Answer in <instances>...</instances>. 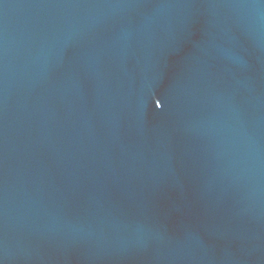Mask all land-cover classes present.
Returning <instances> with one entry per match:
<instances>
[{
  "label": "water",
  "instance_id": "water-1",
  "mask_svg": "<svg viewBox=\"0 0 264 264\" xmlns=\"http://www.w3.org/2000/svg\"><path fill=\"white\" fill-rule=\"evenodd\" d=\"M0 264H264V0H0Z\"/></svg>",
  "mask_w": 264,
  "mask_h": 264
}]
</instances>
